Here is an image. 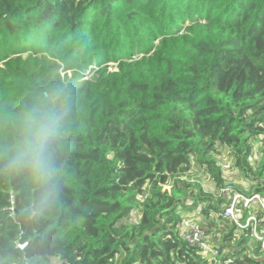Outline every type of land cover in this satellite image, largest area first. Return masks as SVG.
<instances>
[{
    "label": "trees",
    "instance_id": "1",
    "mask_svg": "<svg viewBox=\"0 0 264 264\" xmlns=\"http://www.w3.org/2000/svg\"><path fill=\"white\" fill-rule=\"evenodd\" d=\"M37 113L42 173L10 164ZM225 152L263 194L264 0H0V264H217L190 219L264 264Z\"/></svg>",
    "mask_w": 264,
    "mask_h": 264
},
{
    "label": "built area",
    "instance_id": "2",
    "mask_svg": "<svg viewBox=\"0 0 264 264\" xmlns=\"http://www.w3.org/2000/svg\"><path fill=\"white\" fill-rule=\"evenodd\" d=\"M234 188L227 186L225 193H233ZM224 215L230 217L241 230L251 229L255 240L261 243L264 255V193L244 194L234 192L230 204L225 208ZM183 238L192 244H198L205 253L209 254L217 264H231L220 250V245H212L209 241L207 228L201 219H190L184 226ZM25 244L20 245L23 248Z\"/></svg>",
    "mask_w": 264,
    "mask_h": 264
},
{
    "label": "clouds",
    "instance_id": "3",
    "mask_svg": "<svg viewBox=\"0 0 264 264\" xmlns=\"http://www.w3.org/2000/svg\"><path fill=\"white\" fill-rule=\"evenodd\" d=\"M59 120V114L37 113L24 149L10 164L14 167H27L39 173L45 171L46 146L50 137L58 131Z\"/></svg>",
    "mask_w": 264,
    "mask_h": 264
},
{
    "label": "rangeland",
    "instance_id": "4",
    "mask_svg": "<svg viewBox=\"0 0 264 264\" xmlns=\"http://www.w3.org/2000/svg\"><path fill=\"white\" fill-rule=\"evenodd\" d=\"M113 64V63H112ZM218 159L223 166L225 177L230 186H243L246 185L243 175L233 167V161L229 157L228 153L218 155ZM245 183V184H244ZM211 186V185H210ZM229 186V185H228ZM51 264H60V260L57 258L52 259Z\"/></svg>",
    "mask_w": 264,
    "mask_h": 264
},
{
    "label": "crops",
    "instance_id": "5",
    "mask_svg": "<svg viewBox=\"0 0 264 264\" xmlns=\"http://www.w3.org/2000/svg\"><path fill=\"white\" fill-rule=\"evenodd\" d=\"M228 227L225 224H219L217 227L212 225V231L210 230L209 241L212 245H220L221 240L223 239L224 233ZM212 232V233H211Z\"/></svg>",
    "mask_w": 264,
    "mask_h": 264
}]
</instances>
